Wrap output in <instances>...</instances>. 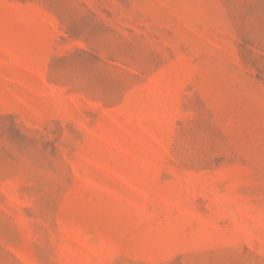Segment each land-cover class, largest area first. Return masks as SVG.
Returning <instances> with one entry per match:
<instances>
[{
  "label": "rangeland",
  "instance_id": "obj_1",
  "mask_svg": "<svg viewBox=\"0 0 264 264\" xmlns=\"http://www.w3.org/2000/svg\"><path fill=\"white\" fill-rule=\"evenodd\" d=\"M0 264H264V0H0Z\"/></svg>",
  "mask_w": 264,
  "mask_h": 264
}]
</instances>
